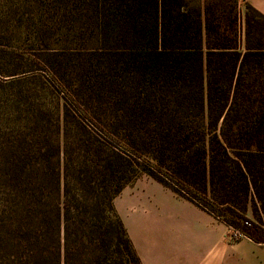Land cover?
<instances>
[{"label": "trees", "instance_id": "16d2710c", "mask_svg": "<svg viewBox=\"0 0 264 264\" xmlns=\"http://www.w3.org/2000/svg\"><path fill=\"white\" fill-rule=\"evenodd\" d=\"M39 62L97 119L0 103V264H142L115 205L142 176L264 243L262 13L0 0V83L36 78Z\"/></svg>", "mask_w": 264, "mask_h": 264}, {"label": "crops", "instance_id": "0c3cea01", "mask_svg": "<svg viewBox=\"0 0 264 264\" xmlns=\"http://www.w3.org/2000/svg\"><path fill=\"white\" fill-rule=\"evenodd\" d=\"M264 15V0H239ZM117 210L142 264H264V243L230 240V226L152 178H141ZM126 197V198H125Z\"/></svg>", "mask_w": 264, "mask_h": 264}, {"label": "rangeland", "instance_id": "374dc122", "mask_svg": "<svg viewBox=\"0 0 264 264\" xmlns=\"http://www.w3.org/2000/svg\"><path fill=\"white\" fill-rule=\"evenodd\" d=\"M42 9H45V7ZM28 51L32 50L28 49ZM27 53L32 56L30 52ZM34 68L37 72V77L24 81L27 83L23 82L21 85L0 83V103H59L62 109L69 104L75 109L76 114H79L82 117H87L91 121L96 122L97 117L94 115L92 109L87 104L79 103L76 100L73 93L65 86L63 81L55 75L50 66L43 62H39ZM7 78L9 77H0V80ZM4 111L5 110H3V112ZM15 118L16 116L13 117V120H15ZM141 178L149 177L142 176L139 179ZM139 179L128 185L121 192L115 200V205L118 201L123 200L125 195L127 197L126 193L131 191V188Z\"/></svg>", "mask_w": 264, "mask_h": 264}, {"label": "built area", "instance_id": "2783aa9c", "mask_svg": "<svg viewBox=\"0 0 264 264\" xmlns=\"http://www.w3.org/2000/svg\"><path fill=\"white\" fill-rule=\"evenodd\" d=\"M228 236H229L230 240L234 241V240H237V239L243 237L244 235L240 231H238V230H236L234 228H231L230 233H229Z\"/></svg>", "mask_w": 264, "mask_h": 264}]
</instances>
